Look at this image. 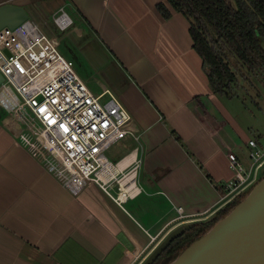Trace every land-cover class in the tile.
Segmentation results:
<instances>
[{
    "label": "crops",
    "instance_id": "obj_1",
    "mask_svg": "<svg viewBox=\"0 0 264 264\" xmlns=\"http://www.w3.org/2000/svg\"><path fill=\"white\" fill-rule=\"evenodd\" d=\"M55 3L50 23L36 15V5L30 19L59 49L64 42L73 56L85 57L93 74L122 79L116 85L121 98L132 89L142 110L126 106L141 139L129 152L118 148L120 157L105 165L100 177L107 190L90 182L73 195L45 167V150L0 108V264H141L186 222L176 208L189 215L190 207L219 203L216 184L233 176L228 154L241 161L248 141H259L249 135L257 124L239 120L240 110L225 102L234 97L212 90L189 20L175 11L166 19L158 10L167 0ZM61 8L73 20L65 31L53 23ZM79 76L113 92L100 79ZM119 189L127 196L122 204L115 199Z\"/></svg>",
    "mask_w": 264,
    "mask_h": 264
},
{
    "label": "built area",
    "instance_id": "obj_2",
    "mask_svg": "<svg viewBox=\"0 0 264 264\" xmlns=\"http://www.w3.org/2000/svg\"><path fill=\"white\" fill-rule=\"evenodd\" d=\"M53 23L65 31L73 20L61 8ZM0 72L4 77L0 108L12 114L47 152L45 167L73 195L90 182L107 190L100 177L105 165H113L107 152L127 136L141 139L121 100L108 88L92 92L57 41L31 19L16 29L0 31ZM248 146L252 164L247 173L238 156L228 154L233 176L216 184L221 194L239 195L260 180L264 146L255 138ZM122 193L119 189L115 198L119 204L127 197L122 198ZM176 210L178 218L188 217L182 207Z\"/></svg>",
    "mask_w": 264,
    "mask_h": 264
},
{
    "label": "trees",
    "instance_id": "obj_3",
    "mask_svg": "<svg viewBox=\"0 0 264 264\" xmlns=\"http://www.w3.org/2000/svg\"><path fill=\"white\" fill-rule=\"evenodd\" d=\"M158 4L164 18L172 11L183 14L190 22L194 47L203 59L212 90L226 97L237 96L241 68L247 75L264 76V0H167ZM231 58L237 64L231 63ZM245 79V78H244ZM246 195L219 210L214 218L198 222L176 238L159 257L165 264L174 260L193 241L200 238L215 223L226 216ZM158 259V260H159Z\"/></svg>",
    "mask_w": 264,
    "mask_h": 264
},
{
    "label": "water",
    "instance_id": "obj_4",
    "mask_svg": "<svg viewBox=\"0 0 264 264\" xmlns=\"http://www.w3.org/2000/svg\"><path fill=\"white\" fill-rule=\"evenodd\" d=\"M29 19L22 6L0 5V31L16 29ZM3 81L0 72V85ZM197 223L185 222L172 229L141 264H154L176 238ZM168 264H264V176L226 216Z\"/></svg>",
    "mask_w": 264,
    "mask_h": 264
},
{
    "label": "rangeland",
    "instance_id": "obj_5",
    "mask_svg": "<svg viewBox=\"0 0 264 264\" xmlns=\"http://www.w3.org/2000/svg\"><path fill=\"white\" fill-rule=\"evenodd\" d=\"M55 2H56V0H0V5L7 4V3H16V4L25 5L27 8H29L30 12H28V13H30L29 14L30 18H34V13L30 9H32L33 6L36 5L38 7V10H37L38 13L35 12L36 15L39 18L43 19L46 23H50L52 20L50 15H51L52 11L54 10L52 4H54ZM44 21H43V23H44ZM39 25L43 28V30L47 34H49L42 24L39 23ZM60 49L66 58L72 57L71 59H73L75 70L77 71V73L79 75H82L84 77H88L89 79L94 78V79H96V81H97V79H100L104 82V84H107L109 87H111L114 94L122 101V103L125 105V107L128 109V111L131 113V115H133L132 110L129 109L131 107L134 108L135 110H137V108H139V110H142L141 109L142 105H141L140 101L137 100L136 96L132 93V91H131L132 89H129V91H127L128 93H126L123 96V98H121L119 96V91L116 88V85L120 81L123 82V80L122 79L118 80L117 79L118 76H116V78L114 79L113 74L111 77V74L110 75L104 74L102 71H96V73L93 74L90 64L85 62L86 61L85 57H83L80 53H77L76 56H73L72 51H71L72 47L66 45V43H64V42L62 43ZM231 63H233V64L235 63L238 65V63L236 62V60L234 58H231ZM241 69H242V73H245V75L247 77H243L242 75H244V74H239V80L237 82V85L234 86L237 96H235L231 101L227 100L225 102H227V104H230L232 109L234 108V110H240V119L239 120H245L246 123L247 122L248 123L253 122L254 124H257L256 128H257L258 132L255 130V132H249V135H251L252 137L253 136L257 137L259 139V141L261 142V144L264 146V126L259 125V124H261L259 121L264 120V76L262 74H255V75L253 74V75H250V77H249L247 75V73H248L247 69L245 67L241 68ZM87 85L90 88V90L94 93H99L101 91V89L98 88L97 84L94 81H89L87 83ZM123 99L125 101H128L127 104ZM246 105L249 106V108L252 110V112H253V114H255V116H251L248 111H245L244 107ZM256 119H258V121ZM24 129L26 130L25 127H24ZM27 133L30 134L29 131ZM121 143H123V145ZM139 143L140 142H137L135 140V138L133 137V135L127 136L123 141H121L119 144L116 145V146H118V145H120V146H118L117 148H116V146H114L115 149H113L112 152L111 151L107 152V154H108L109 158L113 162H115L120 157V155H116V153H115V152H117L118 148L122 149L121 152H129V150L131 148L132 149L135 147L137 148ZM44 152H45V154H43V156L45 157L47 155V152L46 151H44ZM241 163L244 167V171L247 173V171L249 170V168L252 164V159L250 157V148H248L247 153L241 159ZM261 171L264 172V168ZM263 176H264V173L262 174L260 172V178ZM198 178L199 177L197 176L196 179H198ZM197 184H199V183H197ZM199 187H200L199 189H201V191H204V188L202 185H200ZM252 187H250L245 192H243L239 195H236V196L234 194L227 195V196L220 194L219 203L216 206H213L212 208H209L207 210H205L206 208L199 210L196 207H190L188 209L191 210V214H189L188 217L184 218L183 220H185L186 222L187 221L188 222H201V221L210 220V219L214 218L215 214L219 210L224 208L226 205L232 203L238 197L247 195L250 192V190L252 189ZM165 260H166V258H161V259L157 260L154 264H165Z\"/></svg>",
    "mask_w": 264,
    "mask_h": 264
},
{
    "label": "bare ground",
    "instance_id": "obj_6",
    "mask_svg": "<svg viewBox=\"0 0 264 264\" xmlns=\"http://www.w3.org/2000/svg\"><path fill=\"white\" fill-rule=\"evenodd\" d=\"M105 170H106V168H105V166H104V168H103V170H102L101 174H102L103 172H105ZM122 182H124V183H125V181H121V183H122ZM123 192H125V191L123 190ZM122 194H124V193H122ZM122 194H121V196H122ZM124 196H125V194H124Z\"/></svg>",
    "mask_w": 264,
    "mask_h": 264
}]
</instances>
